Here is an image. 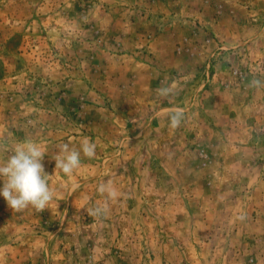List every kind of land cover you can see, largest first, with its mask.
Returning <instances> with one entry per match:
<instances>
[{"label":"rangeland","instance_id":"rangeland-1","mask_svg":"<svg viewBox=\"0 0 264 264\" xmlns=\"http://www.w3.org/2000/svg\"><path fill=\"white\" fill-rule=\"evenodd\" d=\"M206 3L0 0V161L39 143L54 194L0 196V264H264V0Z\"/></svg>","mask_w":264,"mask_h":264},{"label":"clouds","instance_id":"clouds-1","mask_svg":"<svg viewBox=\"0 0 264 264\" xmlns=\"http://www.w3.org/2000/svg\"><path fill=\"white\" fill-rule=\"evenodd\" d=\"M260 81H252L250 86H259ZM161 95H166L167 90H159ZM179 120L172 117L171 126H178ZM96 145L85 140L80 150L70 148L68 144L60 146L59 153L55 156V169L64 175L71 176L80 166L81 152L89 159L95 156ZM46 152L42 146L32 140L19 142L11 154L4 161H0V196L4 198L12 212H22L32 207L37 212L48 209V205L54 198L53 191L49 187V177L42 163ZM75 187V185H74ZM102 194L106 193L111 199L119 195L112 185L101 184L98 189ZM106 209L95 207L89 211L93 217H100Z\"/></svg>","mask_w":264,"mask_h":264},{"label":"crops","instance_id":"crops-1","mask_svg":"<svg viewBox=\"0 0 264 264\" xmlns=\"http://www.w3.org/2000/svg\"><path fill=\"white\" fill-rule=\"evenodd\" d=\"M215 1H223V3L224 2H226V3H228V2H230V6H234V7H237L236 9H238V7L239 8H241L239 5H238V3H237V0H207V3H206V7L207 8H210V7H212L213 6V2H215ZM222 2H220V4H221ZM223 10L224 11H221L220 10V14L223 16H226V15H229L230 13H231V10H227L226 8H223ZM227 11V12H226ZM230 11V12H229ZM233 11H234V9H233ZM244 169H242L241 171H243ZM246 172L245 173H242V172H239L238 174H245V175H247V174H251V173H255L256 172V170L255 169H253V168H246V170H245ZM209 189V188H208ZM257 221H258V218L256 219ZM252 221V220H251ZM250 221V222H251ZM141 234V233H140ZM258 247V246H257Z\"/></svg>","mask_w":264,"mask_h":264}]
</instances>
